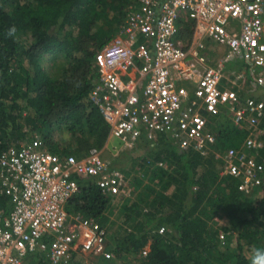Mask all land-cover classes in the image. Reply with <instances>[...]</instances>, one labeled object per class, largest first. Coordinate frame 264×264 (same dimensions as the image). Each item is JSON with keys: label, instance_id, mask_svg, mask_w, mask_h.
Wrapping results in <instances>:
<instances>
[{"label": "built area", "instance_id": "built-area-1", "mask_svg": "<svg viewBox=\"0 0 264 264\" xmlns=\"http://www.w3.org/2000/svg\"><path fill=\"white\" fill-rule=\"evenodd\" d=\"M181 20L193 22L192 39L181 36ZM238 64L243 84L264 91V0H136L95 53L98 78L90 98L124 147L165 135L180 149L215 154L221 175L257 196L264 184L258 160L264 100L241 92ZM224 116L247 132L239 147L216 149L214 119ZM77 176L93 178L111 195L129 183L96 146L82 157L57 154L35 136L2 152L0 264H31L34 256L44 264H93L107 253L108 228L66 209L79 191ZM226 236L221 231V243ZM148 251L147 245L142 254Z\"/></svg>", "mask_w": 264, "mask_h": 264}, {"label": "trees", "instance_id": "trees-1", "mask_svg": "<svg viewBox=\"0 0 264 264\" xmlns=\"http://www.w3.org/2000/svg\"><path fill=\"white\" fill-rule=\"evenodd\" d=\"M135 2L0 0V155L35 136L54 153L77 156L83 145L101 147L107 141L109 126L90 98L98 78L95 53L115 36ZM179 25L189 40L193 22ZM13 26L15 36L7 37ZM258 98L264 100V92ZM224 117L214 119L216 149L239 147L247 132ZM144 142L149 153L141 165L144 176L135 178L140 195L124 206L125 221L134 226L116 243L117 255H141L148 245L140 264H251L252 249L264 248V184L261 194L247 195L237 178L221 175L215 154L180 149L165 135ZM258 160L264 162V146ZM122 171L129 177V170ZM77 180L68 213L107 227L112 195L91 177ZM219 214L228 221L214 229L210 222ZM221 231L227 233L225 243ZM29 260L44 264L39 256Z\"/></svg>", "mask_w": 264, "mask_h": 264}, {"label": "rangeland", "instance_id": "rangeland-1", "mask_svg": "<svg viewBox=\"0 0 264 264\" xmlns=\"http://www.w3.org/2000/svg\"><path fill=\"white\" fill-rule=\"evenodd\" d=\"M96 47L97 46L93 44V49L96 50ZM211 60L212 62H215V59L211 58ZM240 68L239 64L236 65V78L237 83L241 88V92L259 97L264 91L260 89L253 90L248 84H243L240 76L238 75ZM73 145L77 146L75 142ZM89 148H91L90 145H83L82 149H80L78 157L86 155ZM99 148L102 150L104 158L111 163L112 167L120 170H129L130 173L128 177L129 183L125 191L119 194H112V204L109 210L105 213L107 228L109 230L108 251L106 254L93 260V264H140V261L144 256L143 254L130 255L126 258H120L114 250V247L125 231L133 229L134 222L125 221L126 211L124 206L133 204L139 198L141 187L138 186L135 178L139 175L140 177L144 176L141 165L142 162H144V159L149 155L148 146L141 140L133 148L124 147L121 139L109 135L107 141ZM149 180L150 179L147 177L144 178L145 183H148ZM172 190L173 189H170L169 193L172 192ZM227 221L228 218L224 214H219L210 222V226L214 229L219 227L221 228V226L227 224ZM234 244L235 243H233L232 246H234Z\"/></svg>", "mask_w": 264, "mask_h": 264}, {"label": "clouds", "instance_id": "clouds-1", "mask_svg": "<svg viewBox=\"0 0 264 264\" xmlns=\"http://www.w3.org/2000/svg\"><path fill=\"white\" fill-rule=\"evenodd\" d=\"M16 28L13 26L6 32L7 37H14ZM251 264H264V248H253L252 255L250 257Z\"/></svg>", "mask_w": 264, "mask_h": 264}, {"label": "crops", "instance_id": "crops-1", "mask_svg": "<svg viewBox=\"0 0 264 264\" xmlns=\"http://www.w3.org/2000/svg\"><path fill=\"white\" fill-rule=\"evenodd\" d=\"M190 39H192V37ZM223 55H224V48H219L218 51H217V57H220V56H223ZM211 57L216 60V57L214 58V53L211 54ZM233 65L234 64L232 63V65H230V67H233ZM244 94L247 95L246 93H244Z\"/></svg>", "mask_w": 264, "mask_h": 264}]
</instances>
